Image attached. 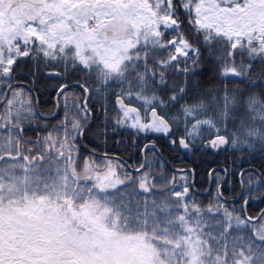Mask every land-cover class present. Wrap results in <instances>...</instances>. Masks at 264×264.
I'll return each mask as SVG.
<instances>
[{
	"label": "snow or ice",
	"instance_id": "6c2138e0",
	"mask_svg": "<svg viewBox=\"0 0 264 264\" xmlns=\"http://www.w3.org/2000/svg\"><path fill=\"white\" fill-rule=\"evenodd\" d=\"M27 65L80 74L57 85L64 117L35 141L24 132L49 118L14 84ZM96 103L114 132L151 140L144 152L165 139L264 153V0H0V264H264V212L234 214L219 189L203 207L174 177L158 185L147 159L129 172L81 156Z\"/></svg>",
	"mask_w": 264,
	"mask_h": 264
},
{
	"label": "flooded vegetation",
	"instance_id": "af4514ba",
	"mask_svg": "<svg viewBox=\"0 0 264 264\" xmlns=\"http://www.w3.org/2000/svg\"><path fill=\"white\" fill-rule=\"evenodd\" d=\"M28 69L26 70H20L19 74L16 76L14 84L21 90H23L24 95L21 97V99H26L28 95H31L33 98V104L35 110L42 114L43 117H48L49 119L40 120V127L37 128L35 125L32 126V129L28 131V136H24L26 140H33L35 141L37 139V132H39L41 135L45 133L46 130H44V125L43 124H50L52 123L53 125H57L64 117V104L65 100L62 97L57 96V85L61 83H74L77 79L80 78V74H73L69 76L66 81L65 80H58L55 78H48L45 73L48 71H56L57 69L55 68H44L41 66L40 70L33 74V71L31 69V65L26 66ZM74 93L75 97H71V95ZM110 94V93H109ZM107 93V96L109 95ZM72 99V100H70ZM82 97L79 95V89L73 88L69 90L68 93V99L67 103L70 109H72V106L74 103H79ZM107 104V115H112L116 114V105H115V97L112 96L111 98H107L106 101ZM92 107V103L89 105ZM1 107V106H0ZM54 108V113L55 115L52 114H44L40 112L42 109H50ZM100 105L99 103L95 104V107H93V116L90 120V123L88 125V128L92 125L94 120H105V118L102 117L103 113H100ZM174 112L170 111L168 113L169 116L173 115ZM180 132H183V129L179 128ZM173 131H176V127L173 128ZM125 139L122 137L118 144H121V141ZM126 140V139H125ZM81 144L83 145L84 148H86L88 151H91L93 149H89L84 145L83 139L81 141ZM147 144V143H145ZM161 144L163 147H165L167 154L165 156L161 154V152L158 150L157 153H150V152H144L142 151L143 146L141 148L142 152V163L144 162L145 159L148 160V162L151 165V168H146L145 171H150L154 177L160 178L157 180L158 185L159 184H164L165 181L162 179V177L166 176L168 182L170 183L173 180V177L175 178V186L178 189H182V186L185 184L189 185L190 187L193 186V184L197 181V174L194 168L192 167H180L183 161L187 162H192L193 160V155L191 152L185 153L183 151H174L172 148L168 145L167 140L162 139ZM26 147H28L26 145ZM34 149L38 146L33 145ZM229 150H233L228 148ZM97 153V156H102L105 153L113 157L115 159H119L121 163H123L126 166V170L129 171L128 169L130 168V171H132L130 165L120 156L117 155H112L107 152H100L95 150ZM189 154V155H188ZM250 163H251V171L250 172H244L242 169L241 172L238 175V181H237V186L239 187V193H244L245 197H248L250 199H253L251 197L257 196L256 194H253L252 196H249V190L254 189L257 186V175H256V168L254 166V162L257 158V154L255 155H250ZM180 164V165H179ZM217 171V168L214 169ZM129 171V172H130ZM210 172L208 175L209 182H214L216 180H221V186L219 190L221 189L220 193L223 194L222 190L225 191L227 189H230L232 184L230 183V176L227 172V169L225 166H221V172ZM241 173H244L241 175ZM190 187H189V193H190ZM209 188H211V185H209ZM253 193V191H252ZM263 195H264V190H263ZM224 200L226 201H237L243 199L241 196L237 195L236 197L233 198H227L223 197ZM264 212V211H263Z\"/></svg>",
	"mask_w": 264,
	"mask_h": 264
},
{
	"label": "trees",
	"instance_id": "16d2710c",
	"mask_svg": "<svg viewBox=\"0 0 264 264\" xmlns=\"http://www.w3.org/2000/svg\"><path fill=\"white\" fill-rule=\"evenodd\" d=\"M52 69V67H49ZM23 70L28 69L26 66H22ZM217 87L219 85H216ZM54 108L50 109H42L40 112L44 114H52L54 113ZM65 112V110H63ZM174 112V110L172 111ZM102 113V110H100ZM116 114L109 115V118L115 117ZM104 118V115L102 114ZM97 123L88 128L85 138L83 139L84 145L89 149H95L100 152H107L112 155H117L122 157L131 168H137L142 163V152L141 148L145 143H150V139H144L143 134L140 136L135 135V130L131 128H120L117 131L112 130V124L107 123L105 120H96ZM45 125V124H43ZM53 124L50 123L47 125V128L44 130H51L53 128ZM28 131L24 132V136H28ZM124 137L123 143L118 144L119 140ZM162 139L156 140V144L158 150L165 156L167 151L165 147L161 144ZM26 147V146H25ZM81 156L88 155V151L83 146L80 149ZM259 155L261 153H258ZM257 154V155H258ZM189 155V154H188ZM193 160L192 162L183 161L180 167H192L195 169L197 174V181L190 187V195L194 200L201 203L203 207H206L209 202H214L217 196V190L213 186L209 188V172L212 169L217 168V171L221 172V166H225L227 172L230 176V183L233 187L227 189L225 191L222 190V199L220 201L221 204H233V205H243L244 212L246 210L245 216L248 217H257L264 211V202H261L260 197L263 195L262 193L259 196H254L256 200L250 201L247 205L244 204V198L237 201H226L223 197L233 198L239 194V187L237 186L238 175L241 172L242 164L247 160V155L243 151H235V150H222L219 152H195L192 153ZM250 157V155L248 156ZM180 165V164H179ZM254 166L256 168L257 175V184L258 182H264V155L257 156ZM196 167H209V172L206 175H201L197 172ZM130 171V168L128 169ZM215 171V172H217ZM131 172V171H130ZM209 190L208 193H203L204 191ZM221 189L219 190V192ZM249 196H252V191L249 190ZM224 201V202H223Z\"/></svg>",
	"mask_w": 264,
	"mask_h": 264
},
{
	"label": "rangeland",
	"instance_id": "374dc122",
	"mask_svg": "<svg viewBox=\"0 0 264 264\" xmlns=\"http://www.w3.org/2000/svg\"><path fill=\"white\" fill-rule=\"evenodd\" d=\"M115 89H110L109 91H108V96H107V98H111L112 96H114L115 97ZM71 97H75V95H74V93L71 95ZM70 100H72V99H70ZM126 103H127V101H126ZM130 106H133V107H139V104L138 103H136V102H132L131 103V105ZM2 107V106H1ZM141 115L143 116V111L141 112ZM179 128H181V129H183V123H180L179 124ZM231 149V148H230ZM235 151H243V150H235ZM244 153H245V155H247V156H249L250 155V153L249 152H246V151H243ZM262 153V152H260V151H254V152H251V153ZM258 186H259V184H257V186L254 188V189H256V188H258ZM262 189L260 190V191H253V193L252 194H256L257 196H259L262 192ZM251 198H255V197H251ZM224 202V201H223ZM224 203H226V202H224ZM223 203V204H224ZM222 204V205H223ZM223 207H225V208H227V209H229L230 211H232L233 209H235V213L234 214H239V215H241L242 217L243 216H245V213H244V207H243V205H233V204H226V205H223ZM241 209H243L242 211H241ZM217 218L218 219H220V218H222L221 216H217Z\"/></svg>",
	"mask_w": 264,
	"mask_h": 264
},
{
	"label": "bare ground",
	"instance_id": "6f19581e",
	"mask_svg": "<svg viewBox=\"0 0 264 264\" xmlns=\"http://www.w3.org/2000/svg\"><path fill=\"white\" fill-rule=\"evenodd\" d=\"M94 124H96L97 123V121L96 120H94V122H93ZM123 141L124 140H122L121 142L123 143ZM125 142V141H124ZM255 154H257L256 152L255 153H250V155H255ZM251 157V156H250ZM250 157H246L247 158V160L248 161H246V162H244L243 164H242V167H241V170L242 169H244L243 171L244 172H250L251 171V163L249 162L250 160ZM196 170H197V172L199 173V174H201V175H206L208 172H209V167H196ZM214 169H212L210 172H212ZM209 172V173H210ZM211 187L213 186L215 189H219L220 188V186H221V180H216V181H214V182H211ZM209 191L208 190H206V191H204L203 193H208ZM245 214H246V210H245V212H244Z\"/></svg>",
	"mask_w": 264,
	"mask_h": 264
}]
</instances>
